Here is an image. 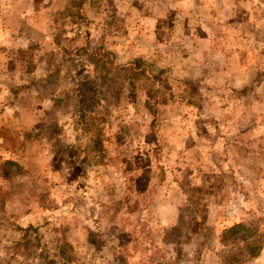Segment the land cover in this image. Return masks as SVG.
Listing matches in <instances>:
<instances>
[{"label":"rangeland","instance_id":"1","mask_svg":"<svg viewBox=\"0 0 264 264\" xmlns=\"http://www.w3.org/2000/svg\"><path fill=\"white\" fill-rule=\"evenodd\" d=\"M103 47L154 93L105 94L98 163ZM0 264H264V0H0Z\"/></svg>","mask_w":264,"mask_h":264},{"label":"trees","instance_id":"2","mask_svg":"<svg viewBox=\"0 0 264 264\" xmlns=\"http://www.w3.org/2000/svg\"><path fill=\"white\" fill-rule=\"evenodd\" d=\"M102 49V52L94 51L92 58L96 66V80L102 81L100 83H94V85L83 84L75 89L79 99L78 109L75 114V125L76 130H78V142L82 141L78 144V148L81 152H86V154L90 155L98 163L104 162L106 157L104 126L106 122L111 121V118H106V115H103V111L107 109V106L104 107L102 105V101H107L105 94L110 92L114 96L118 95L113 103L108 101L115 107L122 99L125 102V97L128 96L130 91H135L133 95L137 90L143 93H151L149 96H153L154 93V88L150 84H147L150 81L149 72L139 61L131 65L117 64L112 57V53L104 47ZM91 86L98 98L94 97L93 102L87 103L82 96L86 93L87 89H91ZM120 120L121 123H124L123 119ZM243 226V224L239 223L230 227V231L237 230ZM261 251L262 248L258 249L256 247L252 249V255L256 257L260 255Z\"/></svg>","mask_w":264,"mask_h":264}]
</instances>
